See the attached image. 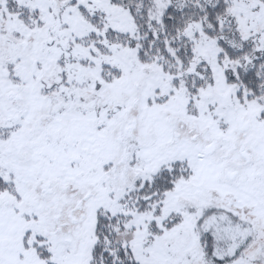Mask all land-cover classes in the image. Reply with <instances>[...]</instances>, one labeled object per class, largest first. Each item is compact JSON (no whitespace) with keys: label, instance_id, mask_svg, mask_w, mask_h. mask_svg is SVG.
<instances>
[{"label":"snow or ice","instance_id":"snow-or-ice-1","mask_svg":"<svg viewBox=\"0 0 264 264\" xmlns=\"http://www.w3.org/2000/svg\"><path fill=\"white\" fill-rule=\"evenodd\" d=\"M0 264H264V0H0Z\"/></svg>","mask_w":264,"mask_h":264}]
</instances>
